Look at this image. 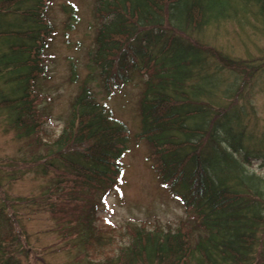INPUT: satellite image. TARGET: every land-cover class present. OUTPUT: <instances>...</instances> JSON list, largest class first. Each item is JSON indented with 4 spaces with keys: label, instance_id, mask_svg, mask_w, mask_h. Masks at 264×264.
<instances>
[{
    "label": "trees",
    "instance_id": "trees-1",
    "mask_svg": "<svg viewBox=\"0 0 264 264\" xmlns=\"http://www.w3.org/2000/svg\"><path fill=\"white\" fill-rule=\"evenodd\" d=\"M47 5V0H0V19L15 18L21 26L0 30V40H15L0 42V78L14 84L11 94H0V111L5 113L4 130L29 140L30 156L23 163L42 176L55 173L56 186L39 197V205L52 216L63 240L83 251L77 261L264 264V249L257 251L264 237V176L248 169L257 162L264 171V125L248 124L247 112L238 106L242 88L258 68L217 52L209 55L221 70L236 74L218 97L219 68L205 70L200 56L207 51L189 43L183 30L234 18L247 8L264 17V0H97L100 27L92 66L100 70L111 96L126 79L128 65L139 62L132 47L140 44L137 71L146 79L139 104L143 129L137 139L147 140V161L188 215L175 227L127 223L126 238L109 252L105 246L117 229L99 233L94 221L106 197L123 185L128 129L83 87L62 132L53 140L41 138L47 118L39 104L46 97L35 91V81L48 71L46 49L53 32ZM155 44H161L157 55L150 50ZM103 255L108 256L99 260Z\"/></svg>",
    "mask_w": 264,
    "mask_h": 264
},
{
    "label": "rangeland",
    "instance_id": "rangeland-1",
    "mask_svg": "<svg viewBox=\"0 0 264 264\" xmlns=\"http://www.w3.org/2000/svg\"><path fill=\"white\" fill-rule=\"evenodd\" d=\"M47 4L46 16L53 32L46 49L48 71L46 77H39L35 81V91L46 97L39 104L40 113L47 118L41 126V138L53 140L62 132L71 115L73 101L83 87L90 88L97 101L105 105L115 119L128 129L127 152L123 158V185L120 192L106 197L104 209L98 211L94 221L99 233L108 232L106 230L111 227L117 229L112 234L111 245L107 244L104 250H114L124 236L126 238L127 223H145L149 226L158 222L177 226L187 218V212L172 197L171 189L160 183L157 173L147 161L151 151L147 140L137 139L143 129L139 104L146 79L137 71V66L142 64L138 55L140 44L132 47L139 62L128 65L126 79L110 96L104 77L99 75V69L94 70L91 62L97 49L96 31L100 27L95 15L97 0H47ZM235 6L240 7V4ZM243 10L244 13H235L234 18L210 21L197 30H183L189 43L207 51L204 57L200 56L207 72L215 73L219 68L216 59L209 56L214 52L258 68L254 69L252 77L242 88L238 106L247 112L245 117L248 124L256 122L258 126H263L264 17L255 16L254 8ZM19 24L20 21L15 18L11 21L0 19V30H15L21 28ZM168 25L178 28L170 22ZM168 25L164 26V30H170ZM14 41L11 36L0 40L3 44ZM160 47L161 44L151 47L152 54L157 55ZM219 70L216 74L222 82L217 91L218 97L224 94L227 84L236 78L233 72ZM4 75L6 78L11 76L8 73ZM13 85L4 83L0 78V94H11ZM4 119L5 113L0 111V246L3 248L0 261L10 258L11 264H81L77 260L83 251L80 247H73L72 242L63 240L52 216L39 205V197L56 186L55 173L49 171L42 176L35 173L30 164L26 166L23 163L30 156L27 150L29 140L16 138L12 131H5ZM251 130L255 131L254 127ZM248 169L264 176L257 162ZM261 240L257 251L264 249V237L261 236ZM96 252L95 255H99V251ZM107 256L103 255L99 260ZM95 262L93 260L91 264ZM84 264H89L88 260Z\"/></svg>",
    "mask_w": 264,
    "mask_h": 264
}]
</instances>
